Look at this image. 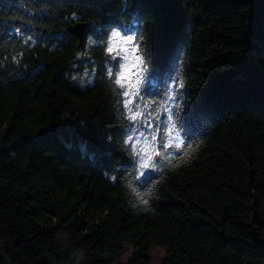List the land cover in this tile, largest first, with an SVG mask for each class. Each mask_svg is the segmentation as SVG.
I'll return each mask as SVG.
<instances>
[{
  "label": "trees",
  "instance_id": "trees-1",
  "mask_svg": "<svg viewBox=\"0 0 264 264\" xmlns=\"http://www.w3.org/2000/svg\"><path fill=\"white\" fill-rule=\"evenodd\" d=\"M120 26L142 37L150 107L184 84L190 146L163 148L162 127L147 187L99 41L95 82L72 79L86 37ZM154 246L162 264H264V0H0V264H151Z\"/></svg>",
  "mask_w": 264,
  "mask_h": 264
},
{
  "label": "snow or ice",
  "instance_id": "snow-or-ice-1",
  "mask_svg": "<svg viewBox=\"0 0 264 264\" xmlns=\"http://www.w3.org/2000/svg\"><path fill=\"white\" fill-rule=\"evenodd\" d=\"M73 18H75V13L72 14ZM123 26L120 27H109L106 30H102L101 33L97 36V40H92V38H89V43H97L99 41L100 44L103 45L104 51L108 53L109 55H112L114 59H123L124 57L121 56L122 52H129L130 54H135L139 49V39L142 37L137 36V34L133 31L131 27L128 28L127 32H122ZM20 30L17 29V32ZM118 38L120 41L124 42L126 45L125 48L120 47H113V44L115 42V39ZM28 40H31L32 37L29 36L27 38ZM27 42V41H25ZM135 61H139L140 65H144V61L140 55H134V63L132 65V68H136ZM140 73H143L146 71V66L140 67L138 69ZM107 75L110 80L114 81L115 85L118 86L119 89H122L123 91L118 92L119 95L124 97V100L122 101L123 107L126 112L131 111L132 115L128 116L127 119L129 121L135 123L138 119H141L144 117L145 113L139 110V105L135 104L134 101L137 99H142L143 97L140 96V88L145 83L146 78L142 75L137 76L136 81L133 83L130 81L131 75H136L135 72H132L131 69H129V76H122L120 72L114 71L113 69L109 68L107 69ZM73 80L76 79V77H72ZM171 85L168 86L167 90L164 93V100L162 102H157L155 100H152V103H161V106H164L168 104L169 102H172L174 107L179 110L180 106L179 104H175L174 102L178 99L176 92L178 89L183 88L184 84L181 82V80L178 77H173ZM128 85V88H125V85ZM132 104L133 107L129 108V105ZM145 107H149L148 104H145ZM164 111L168 113V119L171 124V127L167 129V134L169 137H171V141H166L162 147L165 149L169 148H176L179 150L181 147L184 146H190L187 145V142L182 139L181 135V129H183V136H189L190 130L185 127L182 124H179L178 121H176L173 117V109L164 107ZM148 115H151V113H148ZM150 126V125H149ZM130 131H138L135 128L131 129ZM159 130H157L158 132ZM141 136H143V133H140ZM153 140H156V137H153ZM124 143L128 146L129 149V164L132 166V171L129 173L132 177L137 179L139 182L140 187H147L149 184L153 182L155 177L152 175L154 172L159 171V159L161 158V151L159 149H152L151 152H148L146 150L140 149L139 147L135 146V137L132 135H128L124 141ZM167 157V153L164 154V158ZM125 171H127V168H125ZM139 173V175H137ZM113 180L116 179V177H112ZM131 187V185H129ZM133 192L137 196H140L139 192H136L135 189H133ZM147 203V201H144Z\"/></svg>",
  "mask_w": 264,
  "mask_h": 264
},
{
  "label": "rangeland",
  "instance_id": "rangeland-1",
  "mask_svg": "<svg viewBox=\"0 0 264 264\" xmlns=\"http://www.w3.org/2000/svg\"><path fill=\"white\" fill-rule=\"evenodd\" d=\"M128 28L123 27L122 32H127ZM87 40L83 42V48L81 49L80 53L78 54L77 58L74 60L73 64V74L72 77H76L74 80L78 84L82 85L83 87H87L92 85L96 80V72L98 70V63L97 59L95 58V54L92 51L91 46L94 45L93 43H89V38L86 37ZM113 47H120L125 48L126 45L124 42L120 41L118 38L115 39ZM112 55L107 54L106 60V68L113 69L114 71L120 72L122 76H129V69L132 72H135L136 75L130 76V81L135 82L137 76L142 75L146 78L145 83L140 88V96L143 97L142 99H137L134 101L135 104L139 105V110L145 113L144 117L138 119L135 123L130 121V126L128 129V135H132L135 137V146L139 147L140 149L146 150L151 152L152 149L159 147V140L162 136L161 127H164V136L166 139L171 141V137L167 134V129L171 127V124L168 119V113L164 111V107L172 108V102L159 107V109H154L150 107L148 101L146 100V92L153 91L157 87L155 79L150 74L147 66L140 65L139 61H135L136 68H132L134 63V55H140L138 51L135 54H130L129 52L125 51L121 53V56L124 57L123 59H114ZM146 66V71L140 73L138 69L140 67ZM96 75V76H95ZM125 88H128V85H125ZM145 104H148L149 107H145ZM133 105L130 104L129 108H132ZM151 113V115H148ZM128 116L132 115L131 111L127 112ZM150 125V126H149ZM135 128L138 131H130L131 129ZM157 130H159L157 132ZM143 133V136L140 135ZM156 137V140H153V137ZM137 251L132 246H125L123 254L118 258L116 262H127L131 259ZM150 257L151 264H162L163 260L167 256V250L164 247L154 246L151 248L150 252L148 253ZM50 264H58L56 262L51 261ZM63 264H84L82 260H77L72 263H63Z\"/></svg>",
  "mask_w": 264,
  "mask_h": 264
},
{
  "label": "water",
  "instance_id": "water-1",
  "mask_svg": "<svg viewBox=\"0 0 264 264\" xmlns=\"http://www.w3.org/2000/svg\"><path fill=\"white\" fill-rule=\"evenodd\" d=\"M87 24L84 22H77L71 27V32L75 34L77 37L82 38L84 34V30L86 28Z\"/></svg>",
  "mask_w": 264,
  "mask_h": 264
}]
</instances>
